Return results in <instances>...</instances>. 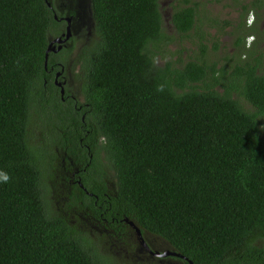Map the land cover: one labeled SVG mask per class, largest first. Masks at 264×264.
Wrapping results in <instances>:
<instances>
[{"label":"trees","instance_id":"obj_1","mask_svg":"<svg viewBox=\"0 0 264 264\" xmlns=\"http://www.w3.org/2000/svg\"><path fill=\"white\" fill-rule=\"evenodd\" d=\"M196 4L173 5L178 31L195 25ZM90 8L92 35L78 52L82 108L62 109L58 88L42 82L57 23L51 7L0 0V264L102 263L87 234L46 209L43 174L55 146L89 161L81 179L92 194L77 186L67 205L101 213L117 232L127 217L193 264H264L256 243L264 237V73L249 64L238 67L242 84L199 87L210 66L154 61L149 43L164 36L159 0H90ZM38 112L53 132L41 153L29 128Z\"/></svg>","mask_w":264,"mask_h":264},{"label":"rangeland","instance_id":"obj_2","mask_svg":"<svg viewBox=\"0 0 264 264\" xmlns=\"http://www.w3.org/2000/svg\"><path fill=\"white\" fill-rule=\"evenodd\" d=\"M176 1L181 4L187 3L184 0H159L164 36L158 42L149 43L156 64L164 65L170 62L172 66L181 67L188 60L202 62L215 70L214 74L218 81L215 83L212 80L211 69L207 67L208 75L195 84L205 87L208 83L220 92H224L231 85L242 84L244 75L239 73L238 67L245 69L249 64L256 65L257 71L264 73V33H262L264 15L260 14L252 24H247L250 23L247 20L250 19L253 11L250 6L244 16L243 12H239L236 8L237 5L229 0H189V3H197L195 25L182 33L171 22V12ZM60 28L61 24L56 23L50 28L49 33H57ZM70 72L73 76L71 69ZM73 84L72 81L70 86L73 87ZM229 92L246 110H254L238 88H229ZM260 126L264 127V120L260 121ZM49 127L40 112L35 114V118L29 124L30 141L37 150L39 148L43 150L44 142L53 133L50 132ZM41 151L38 150V153ZM60 158V154L56 156L52 165L47 166L49 170H45L43 174V193L48 212L68 217L83 235L87 234L91 238L90 244L93 250L102 263L104 258L111 264H167L139 251L135 235L129 227H126L124 233L115 234L112 228L105 230L101 226H94L86 210L75 206H63L67 187L60 183L58 177ZM75 216L80 220L73 221L72 218ZM144 232L154 246L164 247L159 240L149 234V231L144 230ZM256 243L263 245L264 237L257 239ZM175 264L180 262L175 260Z\"/></svg>","mask_w":264,"mask_h":264},{"label":"flooded vegetation","instance_id":"obj_3","mask_svg":"<svg viewBox=\"0 0 264 264\" xmlns=\"http://www.w3.org/2000/svg\"><path fill=\"white\" fill-rule=\"evenodd\" d=\"M232 4L235 3L237 5L236 8L239 9V12H243V15L246 16L248 11V6L252 13L250 14V19L247 20V24H252L253 21L257 20L259 15H264V0H260V4L256 8H252L250 3L253 0H229ZM50 7L53 12V17L56 19L57 23L61 24V28L57 33H49L48 32V40H53L54 38L60 36L64 37V32L67 25L66 16H70V35L67 39L63 41H53L52 47L48 53L51 55L50 63L44 66V74L42 75V82L43 84L47 83L48 86L55 85L59 91V100L61 102V108L67 109L69 106H73L76 109L81 110L82 102H83V95L81 89V81L83 76V68L78 60V52L81 45L88 40V38L92 35L91 29V8H90V0H50ZM177 1L174 3L176 4ZM189 1H187L188 4ZM192 4V3H189ZM243 4L247 6L243 7ZM197 7V6H196ZM173 11V8H172ZM172 13V12H171ZM56 14V17L54 16ZM173 24V23H172ZM174 26V24H173ZM53 28V25L51 26ZM176 28V27H175ZM264 28H262V31ZM263 33V32H262ZM55 34V35H54ZM77 41L79 44L77 45ZM60 45V46H59ZM247 45V44H246ZM70 69L73 73V76L70 72ZM75 70V71H74ZM73 81V87L70 85ZM61 87L63 88V92L61 93ZM48 91V88H44ZM84 114L81 112V119H83ZM79 142L82 145H85L86 152L88 153L89 157L92 156V153L89 152V147L86 143L82 141V137H79ZM55 153L56 156L60 154V163H59V177L60 183L67 187L66 194L64 195V199L62 205L70 204L69 196L72 190L76 189L79 186L84 192L88 194H92L82 182V176L85 173L89 172V161H85L83 163H79L75 157L67 152V150L59 148L55 146ZM48 165H52L48 164ZM46 166V170H47ZM49 170V169H48ZM107 180V179H106ZM85 210V209H84ZM91 212V211H89ZM101 212V211H100ZM87 213V212H86ZM92 213V212H91ZM88 214V213H87ZM79 215V214H78ZM91 219L90 221L93 223L94 226H101L103 229L112 228L110 225L107 224L105 217L101 218L95 216L94 214H88ZM73 216V215H72ZM124 219V218H123ZM73 221H79V217L75 216L72 218ZM125 221V220H124ZM71 222V221H70ZM125 223H127L125 221ZM74 224V223H73ZM129 227L132 230V233L135 235V240L137 242V249L141 252H144L149 257L156 259L159 262L165 261L167 264H175V260L179 261L180 264H184L182 260L179 258H175L174 255L166 254L164 256L158 255L147 249L146 247L142 246L137 238V235L134 229L127 223L124 225V228ZM115 234L124 233V231L117 232L112 228ZM145 232L143 231V235L152 250H159L163 251L165 249H171V245L159 235L150 232L149 234L152 237H155L157 240L160 241L164 247H156L154 246L151 241L145 236ZM130 235L131 232H130ZM119 238V237H118Z\"/></svg>","mask_w":264,"mask_h":264},{"label":"water","instance_id":"obj_4","mask_svg":"<svg viewBox=\"0 0 264 264\" xmlns=\"http://www.w3.org/2000/svg\"><path fill=\"white\" fill-rule=\"evenodd\" d=\"M45 1L50 6V2L48 0H45ZM54 16L56 17V14H54ZM66 20H67V25H66V29H65V32H64V37L62 38V37L58 36V37L54 38L53 40H48V43H47V46H46V49H45V54H44V66H46V64H47V58H48L49 51L51 49H53V47H52L53 41H58V42L63 41L65 39H67L69 37L70 33H71L70 32V16H66ZM62 92H63V88L61 87V93ZM124 220L134 229V231H135V233L137 235V238L139 239V242H140V244L142 246L146 247L147 249H149L150 251H152L155 254L162 255V256H164L166 254L177 255V256H180V257H182L184 259H187L190 264H193V262L190 259H188L186 256H184L183 254H181V253H179V252H177L175 250H172V249H165L163 251L152 250L149 247V245H148V243H147V241H146V239H145V237L143 235V231L141 230L140 226H138L133 220H131V219L127 218V217H124Z\"/></svg>","mask_w":264,"mask_h":264}]
</instances>
